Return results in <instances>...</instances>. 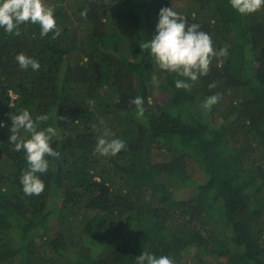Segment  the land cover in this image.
<instances>
[{
  "label": "trees",
  "instance_id": "1",
  "mask_svg": "<svg viewBox=\"0 0 264 264\" xmlns=\"http://www.w3.org/2000/svg\"><path fill=\"white\" fill-rule=\"evenodd\" d=\"M45 3L56 39L31 23L19 36L0 28V264H136L144 251L174 264H264V7L241 15L230 0ZM163 7L228 50L187 81L190 91L140 47ZM20 53L40 69H22ZM137 96L143 116L130 103ZM25 108L48 115L38 130L58 133L60 157H46L39 196L24 194L26 155L9 142L10 114ZM105 127L126 144L115 156L95 152ZM173 181L195 194L177 196Z\"/></svg>",
  "mask_w": 264,
  "mask_h": 264
},
{
  "label": "clouds",
  "instance_id": "2",
  "mask_svg": "<svg viewBox=\"0 0 264 264\" xmlns=\"http://www.w3.org/2000/svg\"><path fill=\"white\" fill-rule=\"evenodd\" d=\"M230 4L241 15H248L264 7V0H230ZM86 15L87 10L81 13L82 17ZM24 23L39 25L41 37L47 36L50 32L54 33L52 39L60 35L54 8L46 4L45 0H0V28L8 34L19 36V26ZM199 29V24H189L187 17L173 10L172 7H163L159 11V20L153 39L140 45L142 50H150L159 69L186 78V80L175 81L178 89L190 91L192 84L188 83V80L194 83L200 76L208 75L213 58L228 55L227 48H221L217 52L213 47L211 36ZM15 59L24 70L31 68L38 71L40 69V63L24 53L18 54ZM152 82L158 83L155 75L152 77ZM214 87H216L215 83L209 85V88ZM219 99V94L211 95L206 98L202 106L210 109ZM116 102H119L118 98ZM130 103L136 106L138 116H143V98L137 96ZM10 116L12 125L9 142L14 145V151L25 153L28 164V169L20 178L23 192L27 196H39L45 189V183L38 174L46 173L49 168L46 157L56 159L60 157V153L51 146L52 138L58 136L57 130L52 126L38 130L41 122L49 119L48 115H38L33 119L26 108L19 114H10ZM93 127L95 128V125ZM22 131L30 134V138L22 136ZM112 135L109 129L106 127L103 129L97 137L96 153L101 156H115L126 147L123 140L109 138ZM136 264H174V261L168 256L157 258L144 251L136 257Z\"/></svg>",
  "mask_w": 264,
  "mask_h": 264
},
{
  "label": "rangeland",
  "instance_id": "3",
  "mask_svg": "<svg viewBox=\"0 0 264 264\" xmlns=\"http://www.w3.org/2000/svg\"><path fill=\"white\" fill-rule=\"evenodd\" d=\"M168 94H170L167 91ZM166 182H169V177L166 178ZM181 185L180 183H174V181L170 184V186H173V190L177 196H188L189 194H195L196 188L194 187V184H187ZM61 261H65V258H62L60 260H57L55 264H59Z\"/></svg>",
  "mask_w": 264,
  "mask_h": 264
}]
</instances>
